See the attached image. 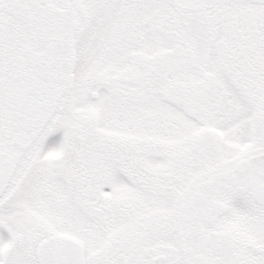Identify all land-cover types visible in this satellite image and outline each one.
<instances>
[{"label": "snow or ice", "instance_id": "obj_1", "mask_svg": "<svg viewBox=\"0 0 264 264\" xmlns=\"http://www.w3.org/2000/svg\"><path fill=\"white\" fill-rule=\"evenodd\" d=\"M0 264H264V0H0Z\"/></svg>", "mask_w": 264, "mask_h": 264}, {"label": "rangeland", "instance_id": "obj_2", "mask_svg": "<svg viewBox=\"0 0 264 264\" xmlns=\"http://www.w3.org/2000/svg\"><path fill=\"white\" fill-rule=\"evenodd\" d=\"M62 137H63L62 131L57 132V133L53 134L52 136H50L45 143V150H47L48 148L56 146L62 140ZM5 236H7L6 232H5Z\"/></svg>", "mask_w": 264, "mask_h": 264}]
</instances>
